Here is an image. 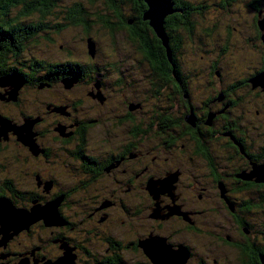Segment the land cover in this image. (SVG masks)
Returning <instances> with one entry per match:
<instances>
[{
  "label": "flooded vegetation",
  "instance_id": "obj_1",
  "mask_svg": "<svg viewBox=\"0 0 264 264\" xmlns=\"http://www.w3.org/2000/svg\"><path fill=\"white\" fill-rule=\"evenodd\" d=\"M125 1L131 7L141 3V0ZM258 5L259 10L254 14L257 19L264 16L262 2ZM246 7L251 17L252 37L256 40L253 8L249 2ZM127 12V23L134 26L126 31L117 30L118 42H109L107 49L95 41L98 51L110 53L113 60L103 70L99 69L93 77L102 76L99 86L89 88L87 93L83 88L88 80V69L94 73L99 65L93 60L87 61L80 53L82 51L73 50L66 56L58 52L65 50L62 45L67 42L48 45L51 48L46 49L44 43L39 42L35 53L49 56L46 59L51 62L29 65L35 55L29 49L33 42L30 34L46 36L49 33L29 28L26 30L29 34L22 37L19 29H0L8 42H0V153L7 159L18 155L23 159L37 156L15 139L19 132L22 137L49 134L47 147H38L36 151L49 157L56 154V160L57 151L59 154L62 176L33 171L39 179L41 176L46 178L49 187L56 185L54 180L57 183V193L50 190L49 199L44 196L42 203L55 197L59 201L63 199L65 213L58 208L62 223L57 226L56 233L50 232L52 239L47 241L55 244L59 255L64 254L63 248L72 243L64 231H75L77 216L85 213L73 206L96 204L102 200L108 208L98 216L108 213L111 224L106 223V228L95 237L94 231L87 228L92 242L84 241L83 244L89 250L94 247L96 252L92 258L93 252L89 251L90 264H160L148 250L153 241L161 242L175 253L173 261L178 264H219L220 259L227 264H238V251L243 248L247 252L245 264H263L264 177L257 176V172L264 173V89L248 86L249 78L262 69L263 60L260 67H249L248 75L231 77L223 83L224 88L219 89L216 83H221L223 75L216 69L218 61L200 58L211 75L204 77L199 63L200 95L198 104L192 105V95L187 89L189 76L180 78L178 69L184 39L179 37L177 42L169 44L167 56L161 48L164 68L151 69L137 50V43L145 44L140 27L146 23L138 21L131 9ZM130 31L135 39H126L124 32ZM51 39L55 41V37ZM68 44V49L74 44L85 45ZM37 45L34 42L32 46ZM226 47L223 45L217 55L223 56ZM17 50L21 52V58L14 55ZM187 61L190 64L189 58L185 63ZM206 78L213 81V90ZM51 81L59 89L55 90ZM44 89L48 91L43 93L41 90ZM32 91L35 96L30 94ZM40 115L59 118L53 120V125H46ZM64 118L68 121L64 122ZM13 121L25 122V125H21L22 128ZM32 121L38 122V130L33 128ZM105 122L110 126L101 134ZM113 126L118 130L112 129ZM61 128L63 130L59 132ZM118 134L125 139L120 140ZM17 145L25 150L19 153ZM76 145L78 148L72 153L70 148ZM125 164L144 168L141 172L145 182L141 187L128 185L125 176L120 174ZM106 168L107 174L104 173ZM137 172L135 169L125 175H131L137 182ZM107 176L115 178V184L99 181L108 180ZM168 176L173 180L165 183ZM117 177L119 181H116ZM12 188L11 180L4 179L0 197L5 198L9 203L3 201L13 209L23 212L6 197L10 195L6 190ZM220 190L224 193L220 194ZM200 195L210 201L202 200ZM198 198L202 203L195 208L193 205ZM88 220H94L91 213ZM85 221L86 218H82V223ZM37 226L42 224L39 222ZM144 227L147 230L143 231ZM61 242L65 244L62 246ZM0 244L1 247L7 245L6 241H0ZM75 249L78 251L76 243ZM129 250L136 251L130 254ZM122 252L130 257L123 258ZM228 252L234 255L233 261L225 257ZM17 254L24 255L15 260V264L57 263L50 262L42 250L40 257L31 260L25 249ZM135 255L139 259L130 263V258H136ZM14 256L15 253L11 254Z\"/></svg>",
  "mask_w": 264,
  "mask_h": 264
},
{
  "label": "rangeland",
  "instance_id": "obj_2",
  "mask_svg": "<svg viewBox=\"0 0 264 264\" xmlns=\"http://www.w3.org/2000/svg\"><path fill=\"white\" fill-rule=\"evenodd\" d=\"M74 0H62L55 2L54 0L50 3L55 4L54 6L50 5V9L57 10L62 7L70 6L73 3ZM192 5L193 3L200 4L203 0H188ZM215 1V0H213ZM264 1V0H261ZM83 2L86 3V7H84L83 3L82 6L84 9L87 10H93L96 11L101 10H108L106 13L107 15H110L112 19H116L118 17H124L128 15L127 10H129L131 7L130 3H127V1L124 2V0H109V3L105 6V0H84ZM36 2L31 0V8L33 10L36 8L35 5ZM71 3V4H70ZM169 3V2H168ZM18 2H15V5L9 9H7L6 13L4 14V19H2V23H9L10 20L15 17L16 13L19 12V7L16 5ZM247 1L246 0H235L232 3L225 6L226 11L222 12L221 14H213L209 13L207 11L203 12L202 15L204 16V19L201 20L197 16H194L192 14V29L190 37L187 36V34L184 32L181 34V37L184 39L183 43V49L182 57L178 62V69L180 72V78H188L189 76V83L187 88L190 90L191 93V103L192 105H197L200 95V72L199 68L201 64L202 66V75L204 77L211 75V72H207L205 67V62L203 59H214L218 61V64L216 65V69L218 72L223 75V79H221V83H216V85L219 87V89H223L224 85L223 83L235 76H243L248 75L247 70L251 66L260 67V56L263 54L262 49H264L263 45H260L257 40H253V31L249 27L250 25V13L247 12L246 7ZM172 6V2H170L168 9ZM184 8H188L187 5H183ZM141 9V8H140ZM147 9V8H146ZM145 9V10H146ZM167 9V11H168ZM184 10V9H182ZM262 10V9H260ZM262 12V11H261ZM36 13V12H34ZM28 14V13H27ZM263 14V12H262ZM102 15V14H101ZM63 16V15H61ZM177 18V17H176ZM109 18V20H112ZM259 22L261 23L262 29L261 31L264 33V16H261L259 18ZM185 23V22H184ZM216 23V24H214ZM105 25V24H104ZM215 26V29L212 30L211 27ZM109 32L112 33V36H109L105 33L103 35L102 32L98 30H94L92 32L93 34H90L88 36L83 37V34L80 33L79 38L77 37V33H61L55 37V41L60 43H79V44H85L84 46L86 49L84 50L85 59L93 60V63L98 64L99 67L97 72L94 73L88 69V80L86 82L85 87L83 88L84 92L87 93V90L89 88H92L94 86H99V81L102 76H99L98 78L93 77L98 74L99 69H104L106 66L110 65L112 63V55L110 53H101L100 50L96 48V42L99 41L100 45H104L107 47V44L110 42V39L108 36L113 39L114 41L118 42L119 37H116L117 29L112 24L108 25ZM232 27L234 30H232ZM203 29H209L208 33H202ZM229 30V31H228ZM103 31V30H102ZM185 31V30H182ZM104 32V31H103ZM124 35L126 39H135L136 36L132 34V31L125 33ZM121 33V36H124ZM104 37H107L105 39ZM227 37V41H225ZM80 39V41H79ZM94 39V40H92ZM0 42L3 44H8V42L5 40L4 37H2V33H0ZM124 42V41H123ZM125 43V42H124ZM235 44L234 45H232ZM34 42H31L30 48L33 53H35V48H38L37 46H32ZM126 44V43H125ZM228 46L224 49L223 56H218L217 51L223 46ZM245 47V49L243 48ZM127 48V45H126ZM262 51V52H261ZM82 53V52H80ZM203 54L204 56H201ZM37 55V53H35ZM38 56V55H37ZM190 59V64L186 62V59ZM43 61H47L45 57H43ZM264 69V68H263ZM264 72V70H263ZM113 73V72H110ZM12 75V74H8ZM108 76V74H107ZM214 79L216 80V77L214 76ZM253 79V77L249 78L248 86H260L256 80ZM206 81L209 85L210 89H214L213 81L206 78ZM143 87L145 88V84L142 83ZM223 85V87H222ZM51 86H54V89L59 87L55 86V83L51 81ZM34 87L36 85L34 84ZM264 88V87H263ZM56 90V89H55ZM43 93L48 90H41ZM35 91H32L30 94L33 95ZM144 92L143 94H145ZM35 96V95H33ZM226 100L228 99L225 97ZM221 99V98H220ZM2 105H0L1 107ZM41 116V121L43 118V115ZM56 118H59L57 116H51L47 115L43 118L42 123L46 125H53V120ZM244 119V118H243ZM62 121V120H61ZM64 122H67L68 119L64 118ZM14 124L18 126L25 125V122L21 121H13ZM31 125H33L34 129H39L40 125L37 121L30 122ZM41 123V125H42ZM110 126L109 122H105L103 124V127L101 129V134L105 133V129H107ZM28 127V126H27ZM112 129L118 130L116 126H113ZM63 129H59V132H61ZM96 130V127L94 128V131ZM22 131V130H21ZM48 133L51 132L50 128L47 130ZM14 133V132H13ZM12 133V134H13ZM18 133V134H17ZM24 135L23 132H21ZM15 139L19 142H21L23 145L27 146L28 150L31 151V153L36 154V157H27L23 159L20 155H18L17 158H5L3 154L0 153V187L2 186V182L4 179H9L12 182L13 188L11 190H6L10 195H7L6 197L15 205L20 206L21 211H18L21 213V216L23 217L22 220L18 223H8V227L4 229L2 227L3 221H5L7 225V220H4L3 218L7 219L9 216V211L6 210V214L1 215L0 219V241L4 243L6 241L7 245L1 247L0 244V264H15V260L22 257L24 254H17L21 252L22 249H25L28 253V257L30 260L34 257H40L38 256L41 253V250L46 256L50 262L56 264H90L93 257L96 256V252L94 250H89L87 247L84 246V241H91V238L87 234V228L91 231H94V237L97 235V233L106 228V223L111 224V221L108 220V213L106 215H101L102 212H104L103 209H107L108 205L103 204L102 200L99 201L96 204H87L85 206L80 205V207L73 206L76 210L78 208H81L83 212V215L77 216V224L75 231L65 230L64 235L72 241V243L69 245L68 248H63L62 251H65L64 254L59 255L60 252L56 248L55 244L48 242L47 239H52L50 232L56 233L59 228L57 226L62 223V215L61 213H58V208L60 212L65 213L64 207H63V199L59 201L58 197L53 198L51 201L44 202V196H47L49 199V192L50 190H53L55 193H57V183L55 180L53 181L54 184H56L53 187H49L46 178L41 176V179L38 178V176L33 173L35 171L38 173H44L49 172L58 176H62L60 167L56 160V154L53 155V157L49 156H43L39 155L36 151L38 147L44 146L45 149L46 142H48L49 134L40 133L39 136L32 135H26L25 137H22L19 132H16ZM20 135V136H18ZM54 136V135H52ZM118 138L120 140L125 139L124 136L121 134H118ZM30 147V148H29ZM8 148V147H7ZM17 150L19 153L23 152V149L25 148L21 147L20 145H17ZM9 152L10 149L8 148ZM51 151V150H48ZM11 153V152H10ZM12 154V153H11ZM254 164V163H253ZM252 166V165H251ZM252 168V167H251ZM138 170L136 175L139 176V181L142 185L143 182H145V177L143 176L141 170H144V168L140 167H129L125 164V168L122 169L120 174L125 176L126 180L132 181L133 178L131 175H125L128 174L131 170ZM257 172V171H256ZM104 173L107 174L108 170L107 168L104 169ZM251 174V173H250ZM249 174V175H250ZM254 174V173H253ZM257 176L264 177V173L261 171L257 172ZM108 180L100 179L102 183L110 182V185L115 184V178L111 179V176H107ZM122 182H124L123 179H121ZM168 180V181H167ZM173 179L171 176H168L165 180V183H168L172 181ZM189 180H192L190 177ZM116 181H119V177L116 178ZM129 185V183H128ZM219 185V182H218ZM166 188V187H164ZM159 190V189H158ZM161 190V189H160ZM167 190V189H166ZM163 191V190H162ZM198 191V190H197ZM3 194V191H1ZM199 194H202V191H198ZM224 192L220 190V194H223ZM89 196V195H88ZM220 196V195H219ZM202 200L210 201L209 199L203 198L201 195L199 196ZM223 198V197H222ZM1 202L8 205L10 208H12L8 203V201L0 197ZM6 200L7 202L3 201ZM88 201V197L87 200ZM172 201V200H171ZM202 202L201 200H198L194 202V207H198ZM54 204V205H53ZM51 205V206H50ZM90 205V206H89ZM13 206V205H12ZM14 207V206H13ZM53 207V208H52ZM162 206H159L161 208ZM156 209V213L158 212ZM178 208V207H177ZM13 209V208H12ZM19 209V208H17ZM34 210V211H33ZM108 210H106L107 212ZM91 213V216H94L93 221L88 220V214ZM55 216V217H54ZM82 218H86L85 223H82ZM138 219L136 218V223L138 225ZM41 223L42 226H37L38 223ZM66 222V221H65ZM5 225V226H6ZM30 227V229H28ZM51 229V230H50ZM147 230V227H144L142 229ZM57 240V239H56ZM67 241V240H66ZM62 246L65 244L64 242H61ZM75 243L78 247V251L75 249ZM42 245L43 248L39 249L38 246ZM65 247V246H64ZM231 248V247H230ZM149 250V248H148ZM89 251H92V258L91 253ZM136 250L130 251V254H133ZM15 253L14 257H11V254ZM63 253V252H62ZM32 255V256H30ZM123 258L130 257L126 252H122ZM136 258H130L129 262L132 263L133 261L139 259L138 255H135ZM225 257L233 261L235 259L234 255L231 252H228ZM42 260V259H41ZM42 262H40L41 264ZM172 264H178V261H172ZM118 264H124V263H118ZM219 264H227L224 262L223 259H220Z\"/></svg>",
  "mask_w": 264,
  "mask_h": 264
},
{
  "label": "trees",
  "instance_id": "obj_3",
  "mask_svg": "<svg viewBox=\"0 0 264 264\" xmlns=\"http://www.w3.org/2000/svg\"><path fill=\"white\" fill-rule=\"evenodd\" d=\"M36 5V8L33 10L31 8V0H0V29H8L12 27L14 29H19L22 31L21 36L24 37L27 35V29H41L42 31L46 32L48 35H42L41 33H37L34 36V32L30 34L32 37L30 40L35 42V45L39 42H43L45 49L51 48L48 45H54L59 42L54 41L51 39L52 37H56L61 33H77L78 37L80 33L83 34V37L93 34L94 30H98L105 35V33L109 36H112V33L109 32V24L115 26V28L120 30H127L130 26H134L133 23L128 24L127 22L129 17H118L116 19H112L110 15H107L106 10H97L96 13L93 10L84 9L86 7V3L83 2L84 0H74L70 6L62 7L57 10L50 9V5L52 4L53 0H33ZM55 2L62 1V0H54ZM235 0H203L200 4L193 3V5L188 0H170L172 2V6L168 9V11L162 16L160 19V27H161V34L156 35L151 27L148 25V19H141L142 12L145 11L147 5L143 0H141L140 5H135L133 7H129L132 12L137 16L138 21H144L146 25L140 27V30L144 34V43H137V50L139 55L143 60H146L151 69H161L164 68L163 64V55L162 49L165 51V55L167 56L169 51V44H173L177 42L178 38H182L181 34L186 33L188 37H190L191 29H192V14L197 16L199 19L203 20L204 16L202 15L203 12L207 11L213 14H221L223 11H226L225 6L232 3ZM253 8V26L256 29L257 37L256 40L260 45L264 46V33L259 28V18H255L254 14L256 10H259V3L262 2V9H264V1L261 0H246ZM15 2H18L16 5L19 7V12L16 13L15 17H13L9 23H2V19H4V14L7 12L6 10L13 7ZM82 3L84 7L82 6ZM105 6L109 3V0H105ZM183 5H187L188 8H184ZM141 8V9H140ZM135 9L139 10V12H134ZM184 9V10H182ZM36 12V13H34ZM28 13V14H27ZM102 14V15H101ZM63 15V18H61ZM177 17V18H176ZM111 18L112 20H109ZM185 22V23H184ZM105 24V25H104ZM216 24V23H214ZM139 28V27H138ZM143 29V30H142ZM212 30L215 29V26L211 27ZM104 32H103V31ZM185 30V31H182ZM232 30L233 27H232ZM34 31V30H33ZM229 31V30H228ZM208 33L209 29H203L202 33ZM66 33V34H67ZM29 34V33H28ZM106 36V35H105ZM110 39V43H114V40ZM40 38V40H38ZM107 39V37H104ZM228 39L226 38L225 41ZM116 42V41H115ZM98 44L99 41H98ZM70 44L66 43L62 45V49L58 53L69 55L73 50L82 51L84 54V50L86 47L74 44L72 45L71 49H68L67 46ZM109 45H107L108 49ZM44 49V50H45ZM106 49V50H107ZM20 50V49H19ZM59 50V48L57 49ZM264 52V49H262ZM261 51V52H262ZM15 56L21 58V52L15 51ZM85 55V54H84ZM31 57V56H30ZM43 57L48 58L49 56H37L33 55L31 57V61H29V65L32 64H40V63H48L51 62L50 59L47 61H42ZM28 58V56H27ZM263 60L264 68V55L260 56V63ZM24 62L23 60H21ZM262 65V63H261ZM262 69L258 71L255 75L262 72ZM254 75V76H255ZM264 76V72L262 74ZM261 87V86H260ZM262 88V87H261ZM264 89V88H263ZM223 117L226 118L227 115L223 114ZM229 132V131H228ZM225 133V132H224ZM64 141V140H63ZM77 145L74 148H70L72 153L76 152ZM48 155V153L46 154ZM58 151H57V163H58ZM81 179V178H80ZM127 183H130L133 186L141 187V183L139 179L136 181L126 180ZM246 249H239L238 251V264H245V255Z\"/></svg>",
  "mask_w": 264,
  "mask_h": 264
},
{
  "label": "water",
  "instance_id": "obj_4",
  "mask_svg": "<svg viewBox=\"0 0 264 264\" xmlns=\"http://www.w3.org/2000/svg\"><path fill=\"white\" fill-rule=\"evenodd\" d=\"M143 1L147 5V9L144 12H142L141 19H148V25L151 27L154 33L156 35L161 34L160 19L167 12L168 6L170 4V0H143ZM258 23H259V28L262 29L263 25H261L260 22ZM263 55H264V52H263ZM263 70L264 69H262L261 73L253 76V79H255L256 82H258L262 88L264 87V78H263L264 76L262 75ZM0 222H1V219H0ZM3 223L4 224H2L1 222L2 227L6 229L8 224L6 225L5 221H3ZM262 263L264 264L263 260H262Z\"/></svg>",
  "mask_w": 264,
  "mask_h": 264
},
{
  "label": "bare ground",
  "instance_id": "obj_5",
  "mask_svg": "<svg viewBox=\"0 0 264 264\" xmlns=\"http://www.w3.org/2000/svg\"><path fill=\"white\" fill-rule=\"evenodd\" d=\"M15 78V77H12ZM264 78V77H263ZM13 80H16L13 79ZM11 81V80H10ZM22 127V126H21ZM23 128V127H22ZM21 128V129H22ZM27 130V129H26ZM18 131V130H17ZM29 131V130H28ZM21 137V136H20ZM26 145V144H25ZM30 148V147H29ZM165 181V180H164ZM164 184V183H163ZM54 205V204H53ZM51 206V205H50ZM6 210L9 211V216L7 217V219L3 218L4 220H7V224L9 222L11 223H18L22 220V216L21 213L18 212V210L16 209H12L10 208L8 205H6L5 203L0 201V217L3 214H6ZM34 211V210H33ZM55 217V216H54ZM8 228V227H7ZM149 240V239H148ZM150 251L153 254V256L155 257V259L157 260V262H159L160 264H169L170 262H172L175 258V253L170 252L169 250H167L164 245L159 242V241H153L150 245H149ZM179 252V251H178ZM177 254V253H176ZM179 254V253H178ZM152 256V257H153ZM150 257V256H149ZM179 257V256H178ZM177 257V258H178ZM182 257V256H181ZM184 261V260H183ZM154 262V261H153ZM177 262V261H176Z\"/></svg>",
  "mask_w": 264,
  "mask_h": 264
}]
</instances>
